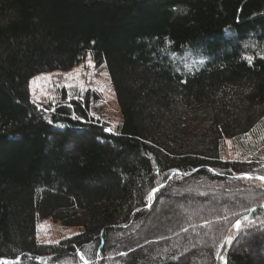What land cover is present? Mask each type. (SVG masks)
Here are the masks:
<instances>
[{
    "label": "trees",
    "instance_id": "trees-1",
    "mask_svg": "<svg viewBox=\"0 0 264 264\" xmlns=\"http://www.w3.org/2000/svg\"><path fill=\"white\" fill-rule=\"evenodd\" d=\"M185 51L204 63L184 69ZM86 56L108 73L115 134L87 101L45 111L30 99L32 78ZM263 120L264 0H0V264H264V198L252 185L264 191V172L219 161L222 142ZM198 184L237 191L220 189L215 205L199 188L181 199L189 216L170 206L141 244L114 247L172 190ZM46 219L80 232L39 245ZM199 241L210 244L203 258L184 252Z\"/></svg>",
    "mask_w": 264,
    "mask_h": 264
},
{
    "label": "rangeland",
    "instance_id": "rangeland-1",
    "mask_svg": "<svg viewBox=\"0 0 264 264\" xmlns=\"http://www.w3.org/2000/svg\"><path fill=\"white\" fill-rule=\"evenodd\" d=\"M190 54L193 55V53L185 51L179 57L175 58L176 63H179L186 70H192L197 65L200 67L204 63L203 60L196 61V59H192L193 57ZM184 55H186L185 58ZM28 92L31 101L41 110H53L58 105H69L70 101H87L89 105L90 117L93 118L94 121L103 124L107 129V132L112 134L117 133L121 124V114L108 73L105 67H95V64L89 56H86L80 64L68 72H54L50 74L38 75L32 78L29 83ZM219 161L221 163H227L229 168L236 165L238 168L248 169L254 173H263L264 120L252 132L239 138L225 140L224 143L222 142ZM160 185L161 184L158 183L157 186ZM198 185L199 186H196L197 188L185 187L182 189L172 190L167 198L162 199V201H159V203L155 206L153 213L150 217H148L149 219L145 222V224L139 228H132L124 234L116 235V242L113 243L114 247L118 250L124 248V244L117 242V240L121 238L131 240L135 244H141L143 237L149 233V231L156 229V218L170 206L176 209L177 213H182L184 218L189 216L192 208L190 207V209L188 205H183L181 199L190 198V196H196V198L201 197L200 191L197 190L199 188H202L205 192L211 194L208 198L215 205L222 204V198L218 195L220 189H223L224 194L227 196L231 193L234 194V192L237 191L236 189L226 186L224 188H216L213 185H208L206 187L201 184ZM252 185H255L256 188L259 189L254 188V190L259 192L260 197L264 198V191L259 187V185L255 183H252ZM191 190H196V193H191L192 195H189L188 193ZM216 191L217 193H212ZM160 193L158 195H160ZM241 197L248 201L252 197V194L250 191H245ZM160 223H163V220H160ZM79 232V229L65 228L60 223L53 222L50 219L40 220L36 225V240L37 243L42 246L56 245L63 240L78 235ZM168 232H170V230ZM168 232L162 231L158 235L163 236V234H166L168 236ZM232 234L234 237L236 236L232 230H229L228 235ZM168 237L169 238H165L171 239L170 241H173L174 244H176V241L181 238V236ZM161 240L164 239H156L152 241V243ZM236 241L237 240L235 238L234 244ZM237 242L238 244L235 247L234 252L243 246L242 244L246 242V236H242ZM234 244L230 247L231 250L234 248ZM209 245V241H199L197 243L193 242L188 249L184 250V252L190 250L196 254L199 253L203 258L205 255L203 252ZM162 250L164 251V249ZM218 251L219 249H217L216 252L218 253ZM181 252L182 251L176 252V255L178 256ZM24 259L31 260L28 258ZM24 259L22 261H24ZM215 260L216 258L214 261ZM114 262L113 258L110 260L109 264H114ZM194 264H199V261L194 260Z\"/></svg>",
    "mask_w": 264,
    "mask_h": 264
},
{
    "label": "snow or ice",
    "instance_id": "snow-or-ice-1",
    "mask_svg": "<svg viewBox=\"0 0 264 264\" xmlns=\"http://www.w3.org/2000/svg\"><path fill=\"white\" fill-rule=\"evenodd\" d=\"M259 179L264 180V177H259ZM153 191H155V190H153ZM245 219H247V218H245ZM242 223H243V221L237 220L234 224V228H236L237 231H239L241 229ZM228 243H231V239H229Z\"/></svg>",
    "mask_w": 264,
    "mask_h": 264
}]
</instances>
